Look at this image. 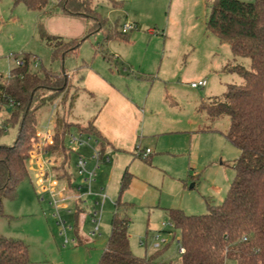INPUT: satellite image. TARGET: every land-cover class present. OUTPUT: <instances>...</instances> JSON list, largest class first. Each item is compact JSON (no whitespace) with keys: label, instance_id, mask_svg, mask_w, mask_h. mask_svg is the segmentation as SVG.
I'll use <instances>...</instances> for the list:
<instances>
[{"label":"rangeland","instance_id":"obj_1","mask_svg":"<svg viewBox=\"0 0 264 264\" xmlns=\"http://www.w3.org/2000/svg\"><path fill=\"white\" fill-rule=\"evenodd\" d=\"M91 3L110 25H117L120 30L127 24L134 26L125 31L127 41L114 38L108 49L104 36L91 31L88 19L64 14L60 0H48L45 11L30 10L18 0L1 1L0 78H6L17 67V57L25 54L31 56V69L35 72L73 70L76 75L64 95L75 96L74 101H79L83 109L88 101L77 99L78 90L72 83L77 85L81 74L84 75V62L101 66L110 78L112 73L121 77L117 81L120 87L125 89L128 84L135 97L141 99V108L149 95L146 108L149 116L138 145L142 151L150 149L151 154L144 159L135 153L120 152L116 156L109 153L111 162L100 164L96 182L88 192V186L77 173L76 162L78 155L90 159L92 149L68 144L69 172L80 187L76 195L81 201L62 200L61 191L68 189V184L60 183L56 177L53 191L59 201L57 207L48 190L44 168L33 152L26 162L28 175L18 186L16 198L2 203L0 236L23 242L28 247L31 264H96L107 246L117 210L120 178L128 168L133 178L121 196L120 214L129 220L132 252L140 257L163 252L162 259L177 260L181 256L180 235L170 222L168 209L203 215L208 213L209 205H221L235 178L240 154L226 137L229 115L211 119L203 103L222 96L229 84L244 82L227 66L249 69L250 62L234 57L229 45L208 31L207 0H92ZM43 31L83 41L78 55L66 57L63 63L54 60L52 50L42 38ZM101 44L105 53L109 50L119 60H113L111 65L104 62ZM114 76L116 80L118 77ZM203 80L207 82L204 88L191 87ZM53 108L54 104L48 103L38 112L39 133L46 132ZM4 121V114L0 113V125ZM18 131V125H7L0 144L12 145ZM71 134L79 138L75 131ZM83 140L87 141L86 137ZM89 144L98 147L94 140ZM49 160L46 156L51 171L53 168L57 171L58 163ZM58 172L62 175L60 169ZM97 182H103L102 190L96 186ZM94 212L98 214L96 222Z\"/></svg>","mask_w":264,"mask_h":264},{"label":"trees","instance_id":"obj_2","mask_svg":"<svg viewBox=\"0 0 264 264\" xmlns=\"http://www.w3.org/2000/svg\"><path fill=\"white\" fill-rule=\"evenodd\" d=\"M18 1L24 2L30 10L45 11L48 5V0ZM91 2L60 0V5L64 14L88 19L91 31L100 32L105 42L114 38L127 41L123 27L120 30L117 25H110ZM207 2L210 10L206 24L208 31L227 43L234 57L250 62L249 69L241 65L227 66L228 71L238 73L244 82L229 84L222 96L203 103L211 119L229 115L226 137L240 151L235 164V178L224 202L209 205L207 214L187 215L179 209H168L170 222L179 231L178 242L184 253L177 260H164L163 252L144 257L132 252L129 220L120 214L121 196L133 178L125 170L107 246L97 264H227L228 261L264 264V0ZM41 35L52 50L54 60L62 63L68 56H77L83 42L44 31ZM17 60V67L6 78H0V113L5 117L4 124L0 125V138L7 125L19 126L17 140L12 145L0 144V209L4 200L16 198L18 186L28 175L26 162L37 142V115L48 103H58L54 143L48 149L62 156L57 170L62 171L61 178L71 191L76 193L79 188L69 172L71 131L95 139L102 159L108 145L93 122L82 127L68 120L75 96L64 95L70 79L63 71L44 69L35 72L31 69L29 54L17 57ZM138 150L141 149L138 147L136 152ZM0 264H31L28 247L19 240L0 236Z\"/></svg>","mask_w":264,"mask_h":264},{"label":"crops","instance_id":"obj_3","mask_svg":"<svg viewBox=\"0 0 264 264\" xmlns=\"http://www.w3.org/2000/svg\"><path fill=\"white\" fill-rule=\"evenodd\" d=\"M72 39H76V38H72ZM109 42H106L107 43L106 46H108V49L110 44ZM101 45H102L101 46L102 50H100V56L103 58L104 62H108L111 65L113 60L116 59V62L119 60V56L117 54L109 50H108L109 53H105L104 45L103 44ZM107 56H112V58ZM83 67H85L84 75L81 74L80 78L78 79L79 83H77V85L73 83L72 85L74 86L75 89L78 90L76 93L77 99L80 101L82 100V102L85 101L88 102L86 103L87 104L86 107L81 109V107L79 106V101L76 103V101H74L75 100L74 98L68 112V116H67L68 120L71 123L80 125L82 127H85L89 123L93 122L94 127H96V129L101 133V135L105 138L106 143L108 144L105 149V158L108 157L110 161L107 162V160L104 159L102 160V162L104 163L111 162V158L108 155L109 153H111L114 156L118 155V153L120 152L131 153V154L135 153L138 156L136 149L139 147L138 144L142 139V137L144 136V130L146 128L145 119L147 116H149L147 114L148 110L146 109L148 105L149 95L144 100V107L141 108V106L139 105L141 99H137L135 97V95L131 92L128 84L125 89L120 87V84L117 81H119L121 77L119 78V76H114V73H112L110 74L111 75L110 78L105 73L104 69H101L102 68L101 66L99 67L100 68L99 69L97 67L92 66L91 64H88L87 62H84ZM65 73L67 76H69L70 80H73L76 75V72L73 70L67 71ZM112 76L118 78L114 80ZM90 100L92 102H90ZM74 117H76L77 119H74ZM57 119H58V115H57ZM57 119L55 121V126H52L54 134L57 126ZM39 127L40 125L38 124V128ZM93 140L95 141V139H92V141ZM147 149L148 148H146L143 151H146ZM49 152H50L48 155L50 159L49 162L50 163L53 162L56 164L58 163V165L60 166L62 162V156L51 153V151ZM92 155H93V151H92ZM80 156L81 155H78V158ZM55 157H58L57 162L55 160ZM88 160L91 162L89 166H92L89 167V169H93L94 161H92L91 158ZM121 169H120V173H122L123 171ZM125 170H128V168H126ZM52 174L55 177L59 178L58 181L60 183L66 182L63 178H61L62 175L58 172V170L56 171L53 168ZM96 178H97V170H96V177L94 182H96ZM121 178H120V183H121ZM97 184L98 185L96 186L97 187L101 186V190H102L103 186L101 184H103V182H100V184L97 182ZM78 189H80V187ZM61 193L63 196L62 200L74 199L75 202L77 201V199H75L74 197L76 193L71 191L69 188L67 189L65 187V189L63 190V192L61 191ZM83 203L85 202L83 201ZM84 220L86 222L87 218H85ZM93 220H94V216H93Z\"/></svg>","mask_w":264,"mask_h":264},{"label":"built area","instance_id":"obj_4","mask_svg":"<svg viewBox=\"0 0 264 264\" xmlns=\"http://www.w3.org/2000/svg\"><path fill=\"white\" fill-rule=\"evenodd\" d=\"M252 1V0H249ZM134 28L133 25H124L123 26V30L124 31H129L132 30ZM207 85V82L205 80L200 81L198 83H192L191 87L193 89H198V88H204ZM57 105L54 104V108H53V112L50 115V118L48 120L47 126H46V132L41 134L39 133V131H37V142L35 143V147H34V151L36 154L37 159L40 161V167L44 168V174H45V178L47 179V183H48V190L50 191V193L52 194V197L54 198V204L58 207V202L57 200H55L56 195L54 194V180H55V176L52 174L51 169L49 168L48 163L45 161V157L49 155V147L50 145H52L53 143V137H54V132H50V129L52 126H55V121L57 119ZM40 128V127H39ZM38 128V130H39ZM83 136L82 134H79V138H76L74 135H71L70 137V144H78L80 146H89L91 147L92 151H93V155L91 157V160L94 161V168L93 169H89V160L84 158V157H79L76 163V168H77V173L80 177L83 178V182L85 183V185L88 186V192H90L91 190V185L92 183L95 181V177H96V170L99 169L100 164L102 162V160H107V162L110 161V159L108 157H104L102 159L101 157V153L98 147H92L89 144V141L92 140L93 138L86 137L87 141L83 140ZM95 144L98 146V142L95 140ZM151 150L147 149L146 151H142V150H138L137 154L142 156L143 158H146L150 155ZM75 199H81L80 196L75 195L74 196ZM105 198V196H104ZM98 214L94 213V221L96 222V216ZM62 224V223H61ZM98 230V228L96 229V231ZM93 234H95V232H93ZM179 252L180 254L184 253V249L180 246L179 248Z\"/></svg>","mask_w":264,"mask_h":264},{"label":"water","instance_id":"obj_5","mask_svg":"<svg viewBox=\"0 0 264 264\" xmlns=\"http://www.w3.org/2000/svg\"><path fill=\"white\" fill-rule=\"evenodd\" d=\"M62 71H63V74L66 75V73L64 72V69H62Z\"/></svg>","mask_w":264,"mask_h":264}]
</instances>
